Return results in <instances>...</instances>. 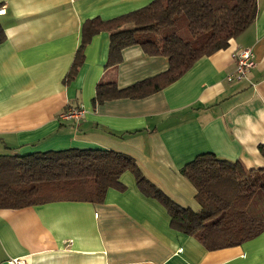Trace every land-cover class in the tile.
Wrapping results in <instances>:
<instances>
[{
  "label": "crops",
  "instance_id": "1",
  "mask_svg": "<svg viewBox=\"0 0 264 264\" xmlns=\"http://www.w3.org/2000/svg\"><path fill=\"white\" fill-rule=\"evenodd\" d=\"M152 0H0V153L102 148L134 158L144 176L173 201L197 211L196 190L180 168L196 155L264 167V0L254 21L226 48L198 58L177 80L142 98L92 101L96 83L122 88L163 72L168 60L138 44L106 66L109 36L94 34L74 78L67 74L89 18L110 19ZM251 49L255 66L227 81L231 53ZM81 106L79 120L59 114ZM124 190L102 202L59 200L0 208V264H264V232L238 245L207 250L173 229L165 208L142 194L129 171Z\"/></svg>",
  "mask_w": 264,
  "mask_h": 264
},
{
  "label": "trees",
  "instance_id": "2",
  "mask_svg": "<svg viewBox=\"0 0 264 264\" xmlns=\"http://www.w3.org/2000/svg\"><path fill=\"white\" fill-rule=\"evenodd\" d=\"M257 0H152L110 19L93 17L81 25V40L63 81L74 78L84 47L99 31H107L106 66L121 61V50L138 44L149 55L167 57L165 71L125 87L100 79L92 101L142 98L180 78L200 57L226 48L255 19ZM5 39L0 24V43ZM264 158V144L258 145ZM129 171L139 191L156 199L170 226L194 237L207 250L238 245L264 232V219L247 209L264 193V167L247 169L238 160L203 152L181 168L196 190L200 209L180 206L147 179L134 158L111 149L66 148L25 154L0 153V208H22L51 201L102 202L108 188L124 190Z\"/></svg>",
  "mask_w": 264,
  "mask_h": 264
},
{
  "label": "built area",
  "instance_id": "3",
  "mask_svg": "<svg viewBox=\"0 0 264 264\" xmlns=\"http://www.w3.org/2000/svg\"><path fill=\"white\" fill-rule=\"evenodd\" d=\"M5 12V5H0V14ZM231 56L234 60V68L233 70L227 74L226 80L233 81L239 80L246 76L249 69L255 66V62L253 59V54L250 48L247 47H239L236 48ZM84 114V110L81 106H68L64 111L59 114L60 118L63 119H72L79 120ZM11 264H30L31 257L30 255H22L10 260Z\"/></svg>",
  "mask_w": 264,
  "mask_h": 264
},
{
  "label": "rangeland",
  "instance_id": "4",
  "mask_svg": "<svg viewBox=\"0 0 264 264\" xmlns=\"http://www.w3.org/2000/svg\"><path fill=\"white\" fill-rule=\"evenodd\" d=\"M254 200L250 203V205L247 207V209L251 212L254 211L259 214V209L262 208L260 218L264 219V193H260L257 191V193L254 195ZM252 213V212H251Z\"/></svg>",
  "mask_w": 264,
  "mask_h": 264
}]
</instances>
